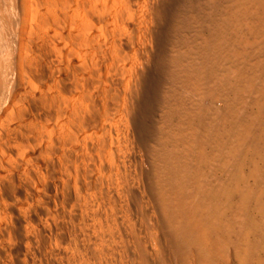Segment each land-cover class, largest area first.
<instances>
[{"label": "rangeland", "instance_id": "obj_1", "mask_svg": "<svg viewBox=\"0 0 264 264\" xmlns=\"http://www.w3.org/2000/svg\"><path fill=\"white\" fill-rule=\"evenodd\" d=\"M233 1L4 0L0 264H241L238 248L229 252L194 221L179 222L182 206L162 212L156 191L172 186L154 176L166 165L153 140L167 106L164 61L181 25L198 20L185 34L203 47L207 21L210 36L218 21L234 22ZM217 100L212 116L226 105ZM176 168L198 214L193 180L202 167ZM170 219L187 238L184 250Z\"/></svg>", "mask_w": 264, "mask_h": 264}, {"label": "bare ground", "instance_id": "obj_2", "mask_svg": "<svg viewBox=\"0 0 264 264\" xmlns=\"http://www.w3.org/2000/svg\"><path fill=\"white\" fill-rule=\"evenodd\" d=\"M8 8L9 4L0 0V16L6 15ZM262 9L264 0H234V22L218 21L210 36L207 21L208 28L207 25L204 27L209 34L203 40V47L187 37L198 20L194 21L195 24L180 26L181 35L175 50L163 64L165 75L160 80L168 90L163 91L161 101L167 106L153 135L157 145L154 153L161 154L166 161L164 168L154 169V176L161 178L165 185L172 186L169 192L164 187V190L156 191L162 212L168 215L170 209L182 206L179 222L194 221L198 227L205 228L214 245L224 243L229 252L234 247L238 248L241 264H264ZM31 13L26 15L30 17ZM188 31L190 33L186 36ZM7 55L1 47L0 78L4 74L2 67L7 62ZM225 65L230 67L224 68ZM2 85L1 80L0 92ZM152 94L154 90L150 96ZM199 94H203V101ZM158 98L156 94L152 99L159 103ZM210 98L213 102L217 99L226 101L224 109L216 110L214 116L210 113ZM248 110L255 114L252 116L251 112L250 116ZM161 134H165V139ZM193 161L202 167L193 180V188L198 193L196 201L201 203L198 214L192 211V204L198 202L189 200L191 194L176 174L178 164ZM213 161L219 167L214 163L217 171L210 169ZM219 169L224 179L221 176L222 182H215L210 170L215 173ZM210 186L219 188L221 193L208 196ZM179 222L170 219L167 227L177 248L184 250L187 238ZM234 239L237 240L235 244Z\"/></svg>", "mask_w": 264, "mask_h": 264}]
</instances>
